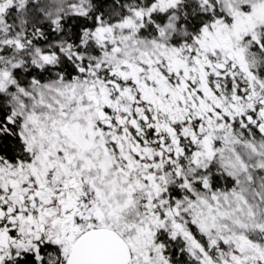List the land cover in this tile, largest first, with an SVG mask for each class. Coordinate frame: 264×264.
Here are the masks:
<instances>
[{"label": "snow or ice", "instance_id": "snow-or-ice-1", "mask_svg": "<svg viewBox=\"0 0 264 264\" xmlns=\"http://www.w3.org/2000/svg\"><path fill=\"white\" fill-rule=\"evenodd\" d=\"M0 264H264V0H0Z\"/></svg>", "mask_w": 264, "mask_h": 264}]
</instances>
